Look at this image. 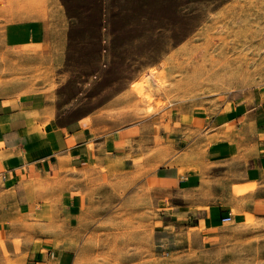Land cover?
Listing matches in <instances>:
<instances>
[{"label": "rangeland", "instance_id": "rangeland-1", "mask_svg": "<svg viewBox=\"0 0 264 264\" xmlns=\"http://www.w3.org/2000/svg\"><path fill=\"white\" fill-rule=\"evenodd\" d=\"M30 19L50 35L7 47L5 26ZM146 83L150 102L134 89ZM261 87L264 0H0V97L42 92L59 122L113 130L166 110L214 112ZM165 205L141 189L97 205L67 233L65 264H264V215L209 236Z\"/></svg>", "mask_w": 264, "mask_h": 264}, {"label": "crops", "instance_id": "crops-1", "mask_svg": "<svg viewBox=\"0 0 264 264\" xmlns=\"http://www.w3.org/2000/svg\"><path fill=\"white\" fill-rule=\"evenodd\" d=\"M49 35L43 19L21 20L3 42ZM168 111L105 130L91 117L59 122L42 92L0 97V264H65L83 215L140 189L209 236L227 215H264V87L214 112Z\"/></svg>", "mask_w": 264, "mask_h": 264}, {"label": "bare ground", "instance_id": "bare-ground-1", "mask_svg": "<svg viewBox=\"0 0 264 264\" xmlns=\"http://www.w3.org/2000/svg\"><path fill=\"white\" fill-rule=\"evenodd\" d=\"M149 75H151V73H148ZM137 85V84H136ZM144 86H148V84H140L138 86H136L134 89L137 92L138 96L145 99L146 101L150 102L151 101V95L149 92H146L144 90Z\"/></svg>", "mask_w": 264, "mask_h": 264}, {"label": "built area", "instance_id": "built-area-1", "mask_svg": "<svg viewBox=\"0 0 264 264\" xmlns=\"http://www.w3.org/2000/svg\"><path fill=\"white\" fill-rule=\"evenodd\" d=\"M232 219H233L232 215H227L226 217L222 218V223H225V224L230 223Z\"/></svg>", "mask_w": 264, "mask_h": 264}]
</instances>
